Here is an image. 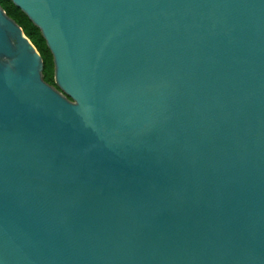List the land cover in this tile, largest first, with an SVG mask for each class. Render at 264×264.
<instances>
[{
  "label": "water",
  "instance_id": "obj_1",
  "mask_svg": "<svg viewBox=\"0 0 264 264\" xmlns=\"http://www.w3.org/2000/svg\"><path fill=\"white\" fill-rule=\"evenodd\" d=\"M0 6V264H264V0Z\"/></svg>",
  "mask_w": 264,
  "mask_h": 264
},
{
  "label": "trees",
  "instance_id": "obj_2",
  "mask_svg": "<svg viewBox=\"0 0 264 264\" xmlns=\"http://www.w3.org/2000/svg\"><path fill=\"white\" fill-rule=\"evenodd\" d=\"M0 6L5 10L7 15L21 26L24 34L36 47L43 60V79L47 83L54 85V64L52 54L48 49L39 28L36 27L26 14H24V12H22V10L15 6L10 0H0Z\"/></svg>",
  "mask_w": 264,
  "mask_h": 264
},
{
  "label": "rangeland",
  "instance_id": "obj_3",
  "mask_svg": "<svg viewBox=\"0 0 264 264\" xmlns=\"http://www.w3.org/2000/svg\"><path fill=\"white\" fill-rule=\"evenodd\" d=\"M55 83V82H54ZM55 88H58L56 84L53 85Z\"/></svg>",
  "mask_w": 264,
  "mask_h": 264
}]
</instances>
